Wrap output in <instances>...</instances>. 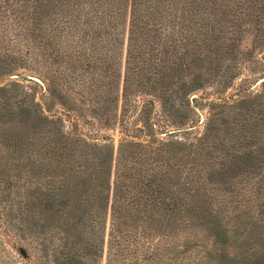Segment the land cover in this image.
<instances>
[{
    "label": "rangeland",
    "instance_id": "obj_1",
    "mask_svg": "<svg viewBox=\"0 0 264 264\" xmlns=\"http://www.w3.org/2000/svg\"><path fill=\"white\" fill-rule=\"evenodd\" d=\"M69 1L71 22L60 27L65 19L53 10L54 21L44 19L58 32L73 27L81 40L64 43L56 65L43 61L38 41L20 36L31 21L16 11L23 4L0 0V139L37 130L45 145L62 147L57 138H67L69 149H80L73 163L113 152L114 173L120 138L136 150L185 153L210 136L213 149L198 165L211 205L153 241L166 264H264V0ZM80 133L84 148L74 143ZM12 152L0 144V159ZM5 164L0 264H54L53 237L68 222L59 218L67 190L53 189L62 174ZM109 223L108 214L107 232ZM137 226L145 230L144 219Z\"/></svg>",
    "mask_w": 264,
    "mask_h": 264
},
{
    "label": "trees",
    "instance_id": "obj_2",
    "mask_svg": "<svg viewBox=\"0 0 264 264\" xmlns=\"http://www.w3.org/2000/svg\"><path fill=\"white\" fill-rule=\"evenodd\" d=\"M30 1L32 5L29 7ZM53 1L59 5L55 6ZM73 2L18 0V4H23L16 9L18 14L26 12L28 17L31 16L26 28L28 32L25 29V34L20 36L27 35L35 43L38 41L43 61H53L57 65L64 43L75 41L80 44V37L73 33V27L68 29L65 26L58 32L54 24L45 27L44 23L47 16L54 21L50 10L65 19L60 22V27L65 21L71 22L74 18L68 12L73 10ZM63 29L68 30L64 32ZM4 130L1 128L2 132ZM36 131L12 133L9 138L12 143L1 138L0 144L13 151L3 158L5 166L12 171L24 167L30 169L34 164L38 173L53 174L54 171L62 174L60 178L64 181H57L56 189H53L55 193L62 187L67 190L68 199L61 201L64 211L59 218L64 224L68 222L65 229L53 237L56 242L54 264H95L96 259L101 263L103 258L106 264H166L161 259L162 247L153 241L154 237L162 236L164 239L165 230L170 225H177L187 212L199 216V210L205 209L206 204L211 205L213 192L205 185L208 182L203 175L205 169L198 165L199 158L208 156L207 151L213 149L208 145L210 136L194 139L185 153H175L168 149L169 145L147 151L136 150L134 142H127L130 138H120L122 143L117 149L113 173V152L106 161L103 151L98 150L97 154L91 153V158L94 157L91 161L87 157L77 161L75 157L77 163H73L71 159L80 149H69L67 138H57L65 145L62 147L53 143L45 145L43 134ZM79 135L83 139L74 136V143L78 148H84L88 140L81 133ZM84 151L87 153L86 149ZM3 160L0 159V165ZM142 219L146 222V229L141 231L137 223ZM143 238L149 242L140 241ZM99 239L97 251L93 249V241L99 242Z\"/></svg>",
    "mask_w": 264,
    "mask_h": 264
},
{
    "label": "water",
    "instance_id": "obj_3",
    "mask_svg": "<svg viewBox=\"0 0 264 264\" xmlns=\"http://www.w3.org/2000/svg\"><path fill=\"white\" fill-rule=\"evenodd\" d=\"M35 81H37V82H40L38 79H34ZM22 255H23V257H26V254L22 251V252H20Z\"/></svg>",
    "mask_w": 264,
    "mask_h": 264
}]
</instances>
